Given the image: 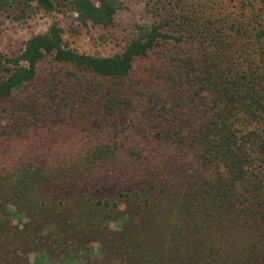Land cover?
Here are the masks:
<instances>
[{
    "label": "trees",
    "instance_id": "trees-1",
    "mask_svg": "<svg viewBox=\"0 0 264 264\" xmlns=\"http://www.w3.org/2000/svg\"><path fill=\"white\" fill-rule=\"evenodd\" d=\"M34 1L46 10L70 6L81 22L101 26L118 9L116 0ZM159 4L158 22L137 26L119 53H78L52 23L0 61V122L9 123L0 125V142L57 117L70 126L128 124L145 139L120 142L116 158L107 144L92 147L68 168L24 159L0 168V264H30V253L31 264H264V7L225 24L200 4L196 11L183 0ZM203 42L198 54L194 44ZM158 45H166L165 62L153 75L167 81V99L146 82H127L135 60ZM45 55L115 86L82 83L71 92L66 77L59 104L18 109L13 92ZM108 188V196L94 193ZM111 221L119 228L110 230Z\"/></svg>",
    "mask_w": 264,
    "mask_h": 264
},
{
    "label": "rangeland",
    "instance_id": "rangeland-1",
    "mask_svg": "<svg viewBox=\"0 0 264 264\" xmlns=\"http://www.w3.org/2000/svg\"><path fill=\"white\" fill-rule=\"evenodd\" d=\"M99 1L92 0L94 3ZM116 1L118 9L113 16L112 23L101 26L90 21L81 22L70 6H60L56 3L54 9L46 10L38 6L34 0H0V61L2 65L6 63L5 58L15 57L21 52L20 50L23 49L27 39L35 34H43L52 23H57L61 27L64 46L78 53L96 56H110L119 53L128 41L134 37L136 27L157 23L159 11L163 9L159 4V0ZM170 1L175 2L176 0ZM183 1L191 4V10L194 11L198 7L196 4H200L202 6L201 12L216 14L224 19L225 24H230L232 21L242 22L243 14L249 16L252 13L261 11V8L264 7V0H255V2L250 0L252 2H248V8L242 6L243 1L248 0ZM165 47L166 45H158L145 56L135 60L133 71L127 82L131 84L135 80L146 82L145 89L148 88L167 99L165 95H168L170 90L167 81L163 77L158 78L153 75L155 70L164 68ZM194 47L195 51L201 54L204 47H206V43H196ZM66 77H71L72 82L75 84L76 89L71 90V92H79L82 83H87L95 89H99L101 85L104 89L115 86V81L112 79L101 77L87 70L77 69L69 64L59 63L51 55H45L37 64L35 77L13 92V99L18 109H38L39 103L50 105V103L55 102V104H59L61 97L65 95L66 89L60 79L66 81ZM174 95L173 93L172 96L174 97ZM130 99L143 103L140 99L133 98V96ZM11 102L4 109L14 108ZM4 104H0V109ZM32 105L38 107L33 108ZM165 105L169 109L171 104ZM52 111L61 112L64 109H52ZM66 120L57 117L51 123L39 124L36 127L30 126L26 129L21 127L16 133L14 132L16 135L9 141L7 139L1 141L0 168H9L21 159L33 160L53 168H68L73 162L87 156V153H90V150L93 149L92 147H102L107 144L106 149L116 151L113 148L122 141L127 146L131 143L135 145L143 144L145 141L142 130L140 129L141 131L132 136L128 124L119 125L106 121L96 128L92 126H70ZM2 121V124L0 122L1 126L9 124L6 120ZM152 126L153 124H150V127ZM136 131L134 132L136 133ZM103 149L105 150V148ZM120 150H123L122 146H120ZM119 154L117 151L113 155L108 152L111 158H116ZM111 189H105L102 193L94 191V193L97 195L102 194L101 196L104 197L109 195ZM111 195L115 196L119 209L123 210L125 208L124 199L120 198L116 191ZM13 223L16 224V220H13ZM108 228L114 231L119 226L116 221H111ZM92 245L94 249L98 246L95 243H92ZM33 260L34 254L30 253L28 263L31 264Z\"/></svg>",
    "mask_w": 264,
    "mask_h": 264
}]
</instances>
